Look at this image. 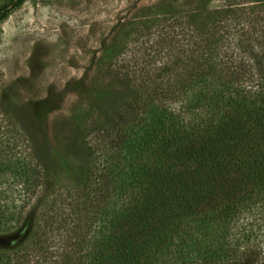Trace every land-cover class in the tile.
Masks as SVG:
<instances>
[{
  "label": "trees",
  "instance_id": "1",
  "mask_svg": "<svg viewBox=\"0 0 264 264\" xmlns=\"http://www.w3.org/2000/svg\"><path fill=\"white\" fill-rule=\"evenodd\" d=\"M259 1L169 0L116 30L91 96L115 88L118 97L99 140L83 142L84 175L72 189L77 217L53 264H264ZM7 13L0 9V21ZM160 24L167 40L152 44ZM138 41L164 58L156 74L110 70ZM40 175L30 158L0 149V233L18 225ZM17 247L0 248V264H19Z\"/></svg>",
  "mask_w": 264,
  "mask_h": 264
},
{
  "label": "rangeland",
  "instance_id": "2",
  "mask_svg": "<svg viewBox=\"0 0 264 264\" xmlns=\"http://www.w3.org/2000/svg\"><path fill=\"white\" fill-rule=\"evenodd\" d=\"M11 1L0 0V9H8L0 21V149L30 158L41 175L18 225L0 233V248L22 244L15 262L53 264L59 238L77 217L72 189L84 175L83 142L99 140L118 97L115 88L91 96L95 73L105 69L97 60L119 27L169 0H22L15 7ZM160 28L152 44L167 37L165 30L157 34ZM139 42L109 69L153 77L164 58ZM36 235L39 245L31 249Z\"/></svg>",
  "mask_w": 264,
  "mask_h": 264
}]
</instances>
